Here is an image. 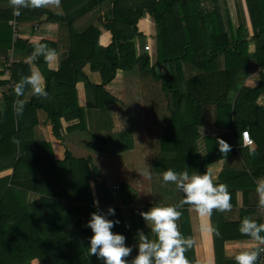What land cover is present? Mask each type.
<instances>
[{
	"label": "trees",
	"instance_id": "obj_1",
	"mask_svg": "<svg viewBox=\"0 0 264 264\" xmlns=\"http://www.w3.org/2000/svg\"><path fill=\"white\" fill-rule=\"evenodd\" d=\"M87 1V8L92 9L104 0ZM108 1L107 12L98 17L99 26L90 25L82 32H75L70 25L69 53L54 69L47 67L48 60L42 53L34 61L28 60L36 43L22 38L13 42L12 29L8 24L13 9H0V52L6 58L9 49L14 47L23 50L28 61L13 62L11 78L16 84L34 66L42 73L48 92L47 97L32 95L17 117L13 110L17 97L14 88L5 86L7 81L0 66V86L6 88L5 107L0 110V171L10 169L8 174L0 177V264L7 260L11 250L17 255L13 264L26 260L31 262L34 258L40 264H103L96 255L89 253L92 231L87 221L90 213L97 210L89 183L92 173H96L95 168L89 166L90 157H75L66 150L63 157L57 159L50 141L33 138V126L38 123L37 110L46 114L55 138H61V118L79 119L77 123L66 126L67 131H87L84 108L77 101L75 85L78 81L86 82L93 89L96 106L104 107L116 101L104 89L114 78L116 70L139 63L143 71L160 82L167 98L169 117L159 138V148L174 152L175 157L172 160H155L153 166L156 169L164 172L172 168L189 173L209 170V166L218 160L237 156V146L243 144L242 138L238 140V133L241 136V130H249L250 127L252 142L246 146L251 167L242 171L225 170L224 167L214 181L228 187L254 188L256 191V182L264 178V105L257 102L264 93V0H234L236 27L231 25L227 7L221 10L217 0ZM143 14L151 16L155 23L153 58L149 48L144 47L149 36L139 31L137 26ZM223 20L227 21L226 28ZM103 31L110 34L106 45L99 43ZM135 39L138 40L139 52ZM39 43L46 44L47 41ZM221 54L224 62L219 68L217 56ZM86 64L91 71L98 73L100 82L89 81L82 69ZM157 64L164 66V75L156 71ZM252 65L259 68L258 79L245 81L247 74L254 70ZM27 89H31L30 86L26 85ZM210 106L214 108L213 124L229 132L206 137L207 153L200 156L196 144L197 128ZM90 138L94 151L117 153L133 146L129 130L111 134L91 133ZM218 139L230 144L229 152L220 151ZM94 186L99 209L106 211L109 205L115 208V218L120 223L115 224L112 230L125 235L126 245L132 248L129 256L125 257L130 262L137 251L135 239L143 226L140 211L129 205L132 203L130 188L126 182H121L118 203L113 204L103 178L95 180ZM29 189L40 194L41 200L31 208H46L50 233L69 232L71 239L57 242L51 235L38 232L37 221L32 222L27 213L23 217L24 205L19 195H25ZM228 191L230 203L235 205V190ZM244 199V206L238 208L236 219H227L222 210H212L210 223L217 230L212 233L216 261L221 258L226 264H236L235 259L227 260L223 256V244L229 239H251L239 231V225L244 217H250L254 207L262 215L251 219L264 223V211L259 209L258 195L253 203ZM188 206L185 204L179 209L181 215L176 223L181 234L192 240ZM123 208L129 210L131 223L128 227H125ZM147 209L145 207L144 210ZM154 237L155 234L151 233V238ZM184 255L188 264H196L193 242Z\"/></svg>",
	"mask_w": 264,
	"mask_h": 264
},
{
	"label": "crops",
	"instance_id": "obj_2",
	"mask_svg": "<svg viewBox=\"0 0 264 264\" xmlns=\"http://www.w3.org/2000/svg\"><path fill=\"white\" fill-rule=\"evenodd\" d=\"M221 10L227 7L229 14H230V21L233 27H236L237 20L235 17V4L234 0H217ZM203 3V2H202ZM88 1L87 0H51V2L43 7L40 8H32V7H24L21 8V17L22 19L18 20V38L27 39L29 42L37 43L42 40H46L48 47L54 50L55 55L48 60L47 67L50 69H54L58 66L59 62L62 61L69 53L70 49V38H69V28L72 24L73 29L75 32H82L90 25L99 26L97 20L98 17L105 12H107L109 8V1L104 0L96 7L92 9L87 8ZM13 9L10 0L0 1V9ZM20 17V18H21ZM224 21V20H223ZM137 26L139 31L143 33H147L149 38L146 41L149 45V51L151 52V57L153 58L155 55V23L151 16L143 14L142 17L138 20ZM223 26L227 27V21L223 22ZM109 32L103 31L99 36V43L101 45H106L109 41ZM51 42V44H50ZM135 47L137 52H139V44L138 40L135 39ZM14 48V47H13ZM253 46L251 45L252 49ZM15 49V48H14ZM15 55L21 60L26 61L25 52L23 50L15 49ZM5 60V54L0 52V66L3 65ZM153 60V59H152ZM217 63L219 68L223 67V55L217 56ZM34 61V60H33ZM35 68L32 66V69ZM134 68V65L127 68V69H117L115 72L114 78L104 86V89L113 95L116 98L115 103L105 105L104 107H97L95 104V97L93 89L84 81H78L75 85L76 87V94H77V101L79 106L84 108L85 112V121H86V128L87 131L91 130L92 134H111V133H119L122 131L129 130L131 132V136L133 139V146H135V137L137 135L130 127L129 123H133L129 121L128 118V107L127 101L132 96V100L134 101L136 107H139V114L137 116V120L135 119L136 123L141 124V131L144 135L148 133H153L154 125H150L149 128L146 127V122L148 121L149 115H145V104L152 99V95H150V88L157 91L159 95H163L164 100L161 102L162 106H165L167 109V98L166 94L161 88V85H148L147 87L143 85V83L138 79L133 78V74L130 71ZM252 70L247 76L245 77V81H257L258 76L257 73L259 71L258 67H254L252 65ZM36 69V68H35ZM83 71L87 75L89 81L91 83H98L100 82L99 75L97 72H93L90 70L89 65L86 64L83 68ZM141 69V68H140ZM155 69L157 72H161L163 75L165 73L164 66L162 64L155 65ZM38 70V69H36ZM143 71V70H142ZM41 73V72H40ZM42 74V73H41ZM126 83V84H125ZM128 87V89H127ZM6 88L4 86H0V110H3L5 107L4 101V92ZM128 90V91H127ZM130 92V93H129ZM133 92V93H132ZM31 89H27L24 91L23 99L28 100L32 96ZM130 100V99H129ZM257 102L259 104L264 105V93H262ZM133 103V104H134ZM133 106V105H132ZM169 117V112H168ZM214 108L212 106L206 108V113L203 117V122L201 125L198 126V139L196 141L197 144V152L200 156H204L207 153L206 148V137H215L220 136L223 134H227L229 132L228 129L216 127L214 123ZM37 118L38 123L33 126V138L37 140H48L51 143L53 154L57 159L63 157L64 152L67 150L72 156L75 157H90L89 166L93 169L95 168L96 173H92V179L90 180V188L93 194V200H97V197L94 195L95 193V180L100 181L102 178L105 180L106 185L108 186L111 196L113 198V204L118 203V188L121 182H126L130 188L131 194V201L136 205H141V209H135L137 211L144 210L145 207L149 208L154 204H177L180 205L183 200V193L176 189L173 182H164L162 179V171L156 169L154 166H150L153 162L157 159L162 160H172L175 157V153L171 151H162L159 148V138L164 131V127L162 132L159 136L154 137L153 139L157 142L156 150H144L143 154H139V159L148 165V168H153L155 172H153V176H155V180L149 181V190L147 194H144L142 185L140 182H137L135 179L127 178L126 177H117L115 182L108 185L106 178L108 175L102 174L99 170V165L96 164L95 161V154L102 153L105 155L110 156L108 159L109 163H117L119 158H117L120 152L117 153H105L100 151H94L92 149V154L88 151L89 146L85 140V137L79 134H75L81 129H72L67 131L66 126L75 124L78 122V118H71V119H64L61 118V138H55L51 134V125L46 118V114L41 111L37 110ZM154 118H152V124L154 123ZM250 130V135L252 137V129L248 127ZM159 131H157L158 133ZM156 133V134H157ZM155 134V135H156ZM238 140L240 141L241 136L238 133ZM91 139V138H90ZM89 139V140H90ZM91 144V140H90ZM152 148L153 144L151 145ZM131 148V149H132ZM85 150V151H84ZM132 152L134 150H131ZM88 152V153H87ZM237 156L235 157H227L226 159H220L211 166H209V170L212 173L213 179L215 180L217 174L221 169L225 167L231 171H242L248 170L251 167L250 159L247 156V146L243 144H238L237 146ZM98 155V154H97ZM104 159V158H103ZM95 161V162H94ZM154 165V164H153ZM152 169V170H153ZM114 171H117L116 169ZM10 169H5L0 171V177L8 174ZM232 173V172H231ZM121 174V173H120ZM123 175V174H122ZM152 175V174H151ZM125 176V175H123ZM226 176V174H224ZM117 185V187H114ZM154 187H161L166 190L164 198L155 199L154 194ZM228 189L235 190V200L236 204L232 205L230 209L222 210L224 217L229 220L236 219L238 217V208L244 206V198L249 203H253L256 200L257 195L254 188H242V187H231L229 186ZM21 204L24 205L22 208L23 217L24 214L27 213L29 215L30 220L32 222L37 221L38 224V232L45 233L51 235L52 239H55L57 242L62 241L65 242L71 239V234L65 233L60 231L57 235H52L50 233V228L47 224V217L48 214L46 212L45 207L35 206L33 207L34 203L38 202L40 199V194L33 190H26V194L21 196ZM136 197V200H135ZM138 198V199H137ZM149 202L144 203L142 200H147ZM12 200V199H11ZM185 204H182V207ZM26 207H28L26 211ZM131 207V206H130ZM181 208V207H180ZM123 212L125 215V227L131 223L129 220V210L123 208ZM188 209V216H189V223L191 228V235H192V242H193V250L194 256L196 260V264H226L221 258L218 261L215 260V252L213 247V239L212 233L201 232L200 230V216L198 215L194 206L189 205ZM25 210V212H24ZM262 215L257 211L254 207V212L250 214L249 218L260 217ZM143 226L139 229V234L143 232L144 235L151 238V228L148 223L142 217ZM12 224V222L10 223ZM55 227V226H54ZM69 228V227H68ZM44 234V235H45ZM203 235V237H202ZM139 243V236L135 239V246L137 247ZM253 241L251 239H229L226 240L223 244V256L227 260H233L235 255L246 248H248ZM207 251L209 255H205ZM16 253L11 250L10 254L6 261H3L2 264H13L14 259L17 257ZM7 255V254H6ZM22 254L20 253V256ZM36 258L30 260H26L25 262H21V264H40ZM234 264V263H231Z\"/></svg>",
	"mask_w": 264,
	"mask_h": 264
},
{
	"label": "clouds",
	"instance_id": "obj_3",
	"mask_svg": "<svg viewBox=\"0 0 264 264\" xmlns=\"http://www.w3.org/2000/svg\"><path fill=\"white\" fill-rule=\"evenodd\" d=\"M50 2L51 0H10L14 15H18L21 8H40ZM40 53L46 60L55 55L54 50L37 42L28 60H35ZM26 85L30 86L33 95L48 96L41 73L35 68L31 69L14 87L17 99L13 103V110L17 117L22 114L26 103V100L21 98ZM218 145L222 153L230 151L231 146L224 139H218ZM144 174L150 175V172L146 171ZM162 179L164 182H173L176 189L184 195L180 205L159 203L139 212L155 237L149 238L141 232L136 254L129 262L125 257L129 256L132 248L126 245L124 234L112 230L115 224L120 223L119 219L115 218V208L109 205L106 211L99 209V202L94 200L97 210L90 213L87 221V226L92 231L89 237L90 254L96 255L103 264H188L184 253L186 248L192 245V240L183 236L178 229L176 221L181 215L180 207L182 204L194 206L201 218V232H216L210 223L211 213L213 209L224 210L232 207L228 186L214 181L212 173L207 169L204 172L189 173L187 170L176 171L168 168L162 173ZM256 192L258 204L264 208V178L256 182ZM239 231L251 237L253 243L235 255L236 264H256L258 256L264 252V223L244 217L240 222Z\"/></svg>",
	"mask_w": 264,
	"mask_h": 264
},
{
	"label": "rangeland",
	"instance_id": "obj_4",
	"mask_svg": "<svg viewBox=\"0 0 264 264\" xmlns=\"http://www.w3.org/2000/svg\"><path fill=\"white\" fill-rule=\"evenodd\" d=\"M130 73L132 74L134 73L133 78L137 80L139 79L143 83V85H145L146 87L151 84L154 86L155 85L157 86L158 84L160 86V82L158 80H153L148 73L140 69L139 63L134 64V68L130 71ZM150 95H152V99H150V101L147 102V104H145L146 105L145 115H149L150 113L151 114L148 118L149 122H146L145 125L147 128H149L150 125H154L155 126L154 128L156 129L153 130V133H148L147 138H146V135H144L141 129L139 130V128H141V124L140 123L138 124L135 122V119L137 118L139 114L137 112L139 111V107H136L134 101L132 100V96L130 98L128 97V99H125V101L128 100L127 101V107H128V112H129L128 118L130 122L131 121L133 122L129 124L131 128L133 127L132 130L137 135V138L135 137L134 148L123 150L120 153H117L119 154L117 155L118 156L117 158H119V161L117 163H109L108 159H106V158H110V156L108 155H105L102 153L95 154V161L97 162L96 164L99 165V170L102 172V174L108 175V178H106V181L108 182L109 186H111L113 182L117 181L116 180L117 177L122 178V177L127 176V178H131V179L133 178L137 182L141 183L145 195L147 194V191L149 190V187H148L149 181L150 180L157 181V179H155V176H153V172H155L154 169L153 168H152L153 170L151 168L147 169L148 165L146 166V164L143 163L139 159V154L142 155L144 150H156L157 142L152 140L153 136L157 137L161 134L162 129L168 118V109H166L165 106H162L161 104V102H163L164 100L163 95L162 96L159 95L157 91L153 90L152 88H150ZM152 118H154L155 120L153 124H152ZM157 131L159 132L157 133ZM75 134H79L85 137V140L89 146L88 151H90V154H92L93 151H92L90 140H89L91 130L89 131L81 130V131L76 132ZM152 144H153V147L155 145V148H152L151 146ZM131 150H134V151L132 152ZM150 166L152 167L153 164H151ZM115 169L117 171H114ZM146 171L150 172V175H145L144 173ZM122 174L125 176H123ZM165 193H166L165 189L161 187H154L155 199L164 198ZM146 199L147 200H142V201L144 203H148L149 200L148 198ZM135 200H136V197H135ZM133 204L134 203L132 202L129 205L132 206Z\"/></svg>",
	"mask_w": 264,
	"mask_h": 264
},
{
	"label": "built area",
	"instance_id": "obj_5",
	"mask_svg": "<svg viewBox=\"0 0 264 264\" xmlns=\"http://www.w3.org/2000/svg\"><path fill=\"white\" fill-rule=\"evenodd\" d=\"M20 13H21V9H20L18 15H14V13H13L12 17L8 21V24L11 26V29H12L13 42L16 40V38H18V20H19ZM144 47L147 49V48H149V45L146 44ZM12 48L13 47H11V49H9L8 56L5 58L4 63L2 65V67H3L2 73H3V76L6 78V81H7L5 83V86L9 89L10 88L13 89L15 87V82L11 78L10 67H11L13 62H18L19 60H21L19 57L14 55ZM241 138H242L243 145H245V146L252 142V137H251L250 132L247 128L241 130ZM114 187H117V185H115ZM131 207H133L134 209H141L142 208L141 205H136V204H133ZM259 209L261 211H264V208H262L260 206H259ZM256 264H264V252L260 253V255L258 256Z\"/></svg>",
	"mask_w": 264,
	"mask_h": 264
}]
</instances>
